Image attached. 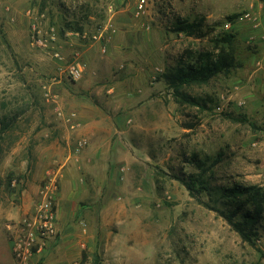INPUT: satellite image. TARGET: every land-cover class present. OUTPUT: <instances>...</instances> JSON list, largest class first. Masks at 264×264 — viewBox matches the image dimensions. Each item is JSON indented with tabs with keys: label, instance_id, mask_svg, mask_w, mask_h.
Here are the masks:
<instances>
[{
	"label": "rangeland",
	"instance_id": "rangeland-1",
	"mask_svg": "<svg viewBox=\"0 0 264 264\" xmlns=\"http://www.w3.org/2000/svg\"><path fill=\"white\" fill-rule=\"evenodd\" d=\"M141 1L0 0V132L15 118L0 133V264L51 180L54 233L29 264H264V213L244 243L179 181L264 186V0ZM224 35L241 67L182 88L189 104L161 74Z\"/></svg>",
	"mask_w": 264,
	"mask_h": 264
},
{
	"label": "trees",
	"instance_id": "trees-1",
	"mask_svg": "<svg viewBox=\"0 0 264 264\" xmlns=\"http://www.w3.org/2000/svg\"><path fill=\"white\" fill-rule=\"evenodd\" d=\"M203 20L188 22L177 19L173 30L183 33L193 39H201L206 36L202 30ZM231 36L224 35L214 42V51L198 52L196 56L187 54L185 60L176 67L161 74V79L167 86L186 102L198 105L197 101L183 94L182 88L205 85L218 75H227L232 70L240 68L241 64L235 60L233 49L230 47ZM15 118L1 122L0 133L9 131ZM218 162V158L215 163ZM187 190L190 197L197 199L202 193H209L212 205L205 206L222 218L234 231L242 242L253 245L258 236V230L264 213V186L251 185L247 187L234 186L232 188L215 187L209 189L196 175H188L179 180ZM212 195L218 198L212 199ZM87 254L82 253L79 264H85ZM92 264H101L100 258L94 256Z\"/></svg>",
	"mask_w": 264,
	"mask_h": 264
},
{
	"label": "built area",
	"instance_id": "built-area-1",
	"mask_svg": "<svg viewBox=\"0 0 264 264\" xmlns=\"http://www.w3.org/2000/svg\"><path fill=\"white\" fill-rule=\"evenodd\" d=\"M142 3L139 5V10L142 8ZM38 33L35 28L31 34L32 41L37 45H44V40L39 36L36 38V33ZM70 77L72 79L77 80L80 77L81 69L79 66H75L70 68L69 70ZM85 142L83 140H78L76 142L77 149L83 148ZM54 180H51L45 187L42 192V201L37 209V213L33 219L24 218L21 221V237L18 240H15L12 248V257L17 264H29V260L33 255L31 249L38 237L41 236H50L54 233L53 229V208H52V200H53V191L52 188L54 186Z\"/></svg>",
	"mask_w": 264,
	"mask_h": 264
},
{
	"label": "crops",
	"instance_id": "crops-1",
	"mask_svg": "<svg viewBox=\"0 0 264 264\" xmlns=\"http://www.w3.org/2000/svg\"><path fill=\"white\" fill-rule=\"evenodd\" d=\"M93 127H95L96 129H97V126H93ZM96 129H95V131H96ZM93 133V132H92ZM50 254H52V253H50ZM48 255V253H43L41 256H47ZM66 254L64 253L63 254V256H65ZM62 257V256H61ZM11 258V259H10ZM8 259L10 260V262L11 263H9L8 262V264H16L15 263V261L13 260V258H12V256L11 255H9V257H8ZM47 260V261H46ZM46 260H45V264H62V261H63V259L62 258H60V259H56L54 262H53V260L51 261V262H49L48 260V258H46ZM6 262H7V260H6ZM6 262H4V263H6Z\"/></svg>",
	"mask_w": 264,
	"mask_h": 264
}]
</instances>
